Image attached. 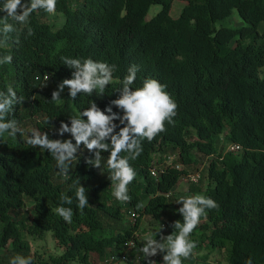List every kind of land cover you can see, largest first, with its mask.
I'll list each match as a JSON object with an SVG mask.
<instances>
[{
	"label": "trees",
	"instance_id": "1",
	"mask_svg": "<svg viewBox=\"0 0 264 264\" xmlns=\"http://www.w3.org/2000/svg\"><path fill=\"white\" fill-rule=\"evenodd\" d=\"M185 1L180 15L174 17L173 0H58L56 12L64 18L60 27L55 29L47 20L49 14L40 9L30 17L33 36L22 34L17 43L12 34L0 47V55L13 56L11 64L0 65V92L12 86L23 98L7 119H16L20 126L34 119L36 130L53 139L71 138L70 133L60 136L61 122L70 125V116L91 100L106 109L120 95L116 91L120 83L113 82L103 97L78 95L72 100L65 87L62 99L51 101L59 83L72 75L73 69L62 63L64 56L115 64L116 81L127 75L131 65H139L133 88L155 78L167 85L178 103L175 123L167 124V131L152 142L145 140L142 155L131 162L137 177L129 185L130 202L122 203L112 195L106 164L109 151L102 152L98 169L87 163L94 152L82 146L70 176L65 177L50 152L26 144L25 136L5 133L0 137V248L11 245V259L21 255L31 257L32 264L74 260L92 264V252L104 259L123 252L132 239L142 243L135 232L144 215L164 222L169 235L173 222L183 220L177 211L181 204L169 209L173 188L182 175L199 172V178L207 177L209 182L203 195L216 200L219 207L208 210L207 220L202 219L192 233L191 239L198 241L194 253L207 243L210 249H224L230 264L249 260L264 264V76L260 75L264 0ZM156 3L163 5L162 10L147 19ZM235 8L246 24L217 27ZM4 15L0 12V18ZM45 76L49 80L42 87ZM46 118L50 124L43 123ZM115 122L119 131L124 125ZM232 144L241 148L231 150ZM168 153H176L175 160L160 165ZM154 165L162 169L160 177L152 175ZM195 183L191 181L192 187ZM81 185L89 199L83 210L74 197ZM61 193L73 197L71 224L55 212ZM27 199L33 206L26 209L28 216L18 218L15 212L26 206ZM139 202L144 207L137 209ZM24 230L41 238L52 231L63 253L34 258ZM203 258L206 264H216L207 255ZM11 259L0 258V264H10ZM194 263V255L184 261ZM138 264L146 263L142 259Z\"/></svg>",
	"mask_w": 264,
	"mask_h": 264
},
{
	"label": "clouds",
	"instance_id": "2",
	"mask_svg": "<svg viewBox=\"0 0 264 264\" xmlns=\"http://www.w3.org/2000/svg\"><path fill=\"white\" fill-rule=\"evenodd\" d=\"M57 4L58 0H2L0 12L6 15L0 18L2 22L0 47L11 39L12 34L15 35L17 43L22 34L25 38L33 36L34 30L30 26L32 14L43 9L49 15H55ZM61 60L73 71L71 78L63 79L53 91L51 101H60L65 87L69 89L72 100H76L78 95L103 97L113 82L120 83L121 86L116 90L120 95L112 100L106 109H101L95 100H91L86 108L70 116V125L62 121L58 132L61 137L65 133H70L69 139H53L47 132L32 130L24 142L31 147L50 152L57 168L65 177L70 176L71 165L79 157L78 153L82 154V146L89 152H94V158L89 157L87 163L98 169H101L104 159L102 152L109 151L106 164L112 195L122 203L130 202L132 198L129 195V185L137 177V171L131 162L142 155L145 140L152 142L160 133L167 131V124L175 123L178 103L167 91V85L158 79L146 78L141 87L133 88L140 71L139 65H131L121 81H114V73L117 71L115 64L90 57L81 59L64 56ZM12 61L11 54L0 55V65L11 64ZM48 80L49 77L45 76L46 83L42 87L47 86ZM21 103L23 98L17 95L14 87L8 86L6 91L0 92V137L5 133L11 137H16L18 133L24 136V129L19 122L14 118L7 119L9 114L13 113L14 106ZM112 105L121 109L123 115L114 112ZM117 120L124 125L119 131H116ZM50 121L46 118L43 123L47 125ZM74 197L80 210L89 205L86 188L83 185L75 189ZM59 200L60 206L55 212L66 223L71 224L73 197L61 193ZM175 203L182 205L177 211L182 214L183 220L173 222L174 231L169 235H163L164 225L161 224L159 229L143 235L142 246L137 251L148 264H156L151 258L158 254H163V264H184L185 260L194 255V250L198 246V241L191 239L192 233L202 219L207 220L208 210L219 207L216 200L202 194L181 196ZM143 207V202L136 204L137 209ZM10 264H32V260L31 257L16 255ZM247 264H252L251 260Z\"/></svg>",
	"mask_w": 264,
	"mask_h": 264
},
{
	"label": "rangeland",
	"instance_id": "3",
	"mask_svg": "<svg viewBox=\"0 0 264 264\" xmlns=\"http://www.w3.org/2000/svg\"><path fill=\"white\" fill-rule=\"evenodd\" d=\"M185 0H173L171 14L174 17H178L183 9V7L186 5ZM163 8V5L160 3L152 4L148 13H147V19L153 17L156 15L159 11H161ZM49 22L53 23L56 27H60L63 23V16L62 13L56 12L55 15H49L48 19ZM246 22L243 20V18L240 16L238 10L235 8L233 10V13L230 17L224 19L223 21H219L217 23V27H220L221 25H228L232 27H240L245 25ZM261 29H264V22L260 26ZM261 76H264V67L261 68L260 72ZM118 80L117 77H114V81ZM21 127L24 129V136L27 137L29 135V132L32 130H36V125L34 119H28L24 122V124L21 125ZM208 178L201 176L199 178L198 182L195 183V186L192 187L191 180L189 178L188 174H184L181 176L177 184L173 188L171 202L169 205L170 210H175L177 207V203H175L181 196L185 195H194V194H202L204 193V190L208 186ZM195 187V188H194ZM32 201L30 199H27L26 206L22 208L21 210L15 212L17 214L18 218H22L24 216H28V212L26 209L32 208ZM30 220L28 219V222ZM129 222L130 220L127 219ZM203 222V220L201 221ZM161 224L165 225L164 222H162L160 219H155L151 215H144L142 217V220L140 222V226L138 227L137 231L135 232V235L142 240L144 233L149 231H154L160 228ZM197 229V228H196ZM170 229L163 228L162 234L166 235V232H168ZM23 236L26 240H28L30 244V252L31 255L34 258H48L50 255H60L63 253V247L57 245L56 240L52 234V231H47L44 235V237H35L32 236L27 232V230L23 231ZM159 235L157 236V239H159ZM142 243H138L135 241V239H132L128 242V245L126 247L127 250V259H119L117 261L110 262L108 260V255L101 259L99 258V255L97 252H92L91 260L92 264H129V261L134 264H138L142 259L143 256L140 254L137 250L142 246ZM209 245L206 243L203 245V248L201 250H198L194 253L195 263L194 264H206V259L203 258L204 255H207L208 261H211L216 264H230L227 260L226 251L224 249H220L216 247L215 249H210L208 247ZM13 251L11 250V245H7L5 247L0 248V258H4V260H9L12 257ZM110 256V255H109ZM162 254H158L157 256L152 257L151 259L156 261V264H163V258H161ZM145 263L148 264L147 260H145ZM68 264H84L79 261H70Z\"/></svg>",
	"mask_w": 264,
	"mask_h": 264
},
{
	"label": "built area",
	"instance_id": "4",
	"mask_svg": "<svg viewBox=\"0 0 264 264\" xmlns=\"http://www.w3.org/2000/svg\"><path fill=\"white\" fill-rule=\"evenodd\" d=\"M240 148H241V146L239 144H232L229 146V149H231V150H238ZM176 156H177L176 153L165 154L163 156V160L160 161V165H163L165 163H172L175 160ZM179 166H180V164H177V167H179ZM151 172H152V175H154L155 177H160L162 169L159 166L154 165L153 167H151ZM188 175H189V178L191 181L198 182L199 177H200L199 172L191 173ZM130 212H131V219L135 222L136 216H135V214H133L132 210H130ZM119 259H127V250L126 249L121 253H111L110 256H108V260L110 262L117 261Z\"/></svg>",
	"mask_w": 264,
	"mask_h": 264
},
{
	"label": "crops",
	"instance_id": "5",
	"mask_svg": "<svg viewBox=\"0 0 264 264\" xmlns=\"http://www.w3.org/2000/svg\"><path fill=\"white\" fill-rule=\"evenodd\" d=\"M100 258V257H99Z\"/></svg>",
	"mask_w": 264,
	"mask_h": 264
}]
</instances>
